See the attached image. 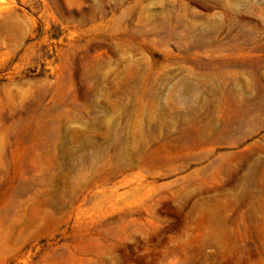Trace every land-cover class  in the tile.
Instances as JSON below:
<instances>
[{
    "label": "rangeland",
    "instance_id": "obj_1",
    "mask_svg": "<svg viewBox=\"0 0 264 264\" xmlns=\"http://www.w3.org/2000/svg\"><path fill=\"white\" fill-rule=\"evenodd\" d=\"M0 264H264V0H0Z\"/></svg>",
    "mask_w": 264,
    "mask_h": 264
}]
</instances>
